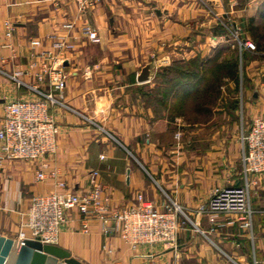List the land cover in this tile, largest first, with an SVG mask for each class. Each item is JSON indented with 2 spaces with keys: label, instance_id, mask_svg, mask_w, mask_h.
Instances as JSON below:
<instances>
[{
  "label": "crops",
  "instance_id": "crops-1",
  "mask_svg": "<svg viewBox=\"0 0 264 264\" xmlns=\"http://www.w3.org/2000/svg\"><path fill=\"white\" fill-rule=\"evenodd\" d=\"M263 1L98 0L78 15L70 0H0V120L5 102L35 99L50 87L47 79L34 77L30 39L42 40L37 50L50 46L51 33L63 35L71 45L64 61L65 97L49 107L58 129L56 150L33 162L0 157V233L18 237L32 195L59 189L57 179L81 192L90 172L97 170L113 207L131 206L143 193L156 206L177 202L189 218L180 216L185 221L175 247H132L118 232H105L95 218L83 229L82 215L68 209L56 244L82 262L264 264V176L252 190L255 212L249 230L234 217L212 218L191 210L208 199L212 187L242 182L241 133L264 110L263 62L247 64L240 111L232 80L221 87L211 114L199 122L170 116L157 100L163 89L157 83L161 66L207 56L228 42L222 35L229 15L251 38L247 23ZM70 19L75 29L61 30L59 23ZM5 21L13 26L9 38ZM84 23L97 31V40L82 31ZM150 61L152 77L138 81ZM19 69L18 82L11 75ZM41 160L55 176L35 178Z\"/></svg>",
  "mask_w": 264,
  "mask_h": 264
},
{
  "label": "built area",
  "instance_id": "built-area-1",
  "mask_svg": "<svg viewBox=\"0 0 264 264\" xmlns=\"http://www.w3.org/2000/svg\"><path fill=\"white\" fill-rule=\"evenodd\" d=\"M76 6L77 14L98 0H70ZM5 37L12 35V23L5 21ZM227 39L234 41L240 53L245 51L261 53L252 38L243 35L242 26L231 16L224 23ZM59 28L70 32L76 27L74 19L61 21ZM82 31L90 39L97 40V31L88 23L82 25ZM49 47L37 50L42 44L39 38H31L32 61L30 66L36 80L47 79L50 87L40 91L35 99H17L4 103L0 120V157L20 158L29 161L43 159L57 147V124L49 112L51 104L60 103L65 97L66 73L64 61L67 49L71 46L63 35L51 33ZM9 43H7L8 45ZM23 70H16L11 76L18 80ZM86 74H89L86 71ZM35 89L37 86H33ZM180 132H177L179 135ZM242 182L228 185H216L211 188L209 197L195 208L197 214H207L212 218L226 215L234 217L240 226L251 229L255 209L251 204L252 190L259 176H264V110L251 118L248 128L241 133ZM103 157V155H101ZM55 171H47V163L41 160L35 168V178L45 179L55 176ZM98 171L90 172L88 186L81 192L72 191L65 181L57 179L55 189L34 194L20 222L18 237L34 238L42 242L56 243L61 225L67 220V211L76 208L82 215L83 229L87 230V220L97 219L107 233L118 232L123 241L132 247L142 244H156L175 247L177 233L188 217V212L180 204L165 200L156 206L143 193H138L136 202L128 207H113L110 197L103 192V185L97 178Z\"/></svg>",
  "mask_w": 264,
  "mask_h": 264
},
{
  "label": "trees",
  "instance_id": "trees-1",
  "mask_svg": "<svg viewBox=\"0 0 264 264\" xmlns=\"http://www.w3.org/2000/svg\"><path fill=\"white\" fill-rule=\"evenodd\" d=\"M261 21L262 24L259 23ZM247 30L258 49L264 50V1L256 15L249 18ZM225 78L238 85L239 53L222 44L207 56L198 55L161 66L157 79L163 82L164 87L161 98L157 100L168 107L170 116L181 115L189 122H199L208 117L217 104ZM189 111L195 114L193 118Z\"/></svg>",
  "mask_w": 264,
  "mask_h": 264
},
{
  "label": "water",
  "instance_id": "water-1",
  "mask_svg": "<svg viewBox=\"0 0 264 264\" xmlns=\"http://www.w3.org/2000/svg\"><path fill=\"white\" fill-rule=\"evenodd\" d=\"M159 12V11H158ZM67 61H65V64ZM154 62L145 63L137 75L138 81L152 77ZM0 264H86L56 243L24 238L22 242L0 233Z\"/></svg>",
  "mask_w": 264,
  "mask_h": 264
},
{
  "label": "rangeland",
  "instance_id": "rangeland-1",
  "mask_svg": "<svg viewBox=\"0 0 264 264\" xmlns=\"http://www.w3.org/2000/svg\"><path fill=\"white\" fill-rule=\"evenodd\" d=\"M262 24V21L259 22ZM252 38V37H251ZM253 39V38H252ZM254 40V39H253ZM255 42V40H254ZM226 45H228L231 50L235 49L237 50V52L239 53V68H240V80L238 85L235 84V82L232 81V84L234 85L235 88H233V92L234 95L237 97L236 102H237V107H238V111H240L241 109V104H240V92L242 90V88H244V85L246 84V75H247V64L249 61H255L256 63H258L259 60H261L263 62V66H264V50H259L261 53H253V52H249V51H245L243 50L242 53H240L239 49L237 48L236 44L234 43V41L229 40L228 42H225ZM258 48V47H257ZM263 72H264V67H263ZM225 83L222 84V86H226L229 83V79L225 78ZM157 83L160 84L161 87H164V84L162 81H160V79H158ZM158 85V84H157ZM220 97V96H219ZM218 102V100H217ZM189 116L193 118V116L195 115L192 111H189ZM209 115V114H208ZM198 115H196L197 117ZM204 117V116H203Z\"/></svg>",
  "mask_w": 264,
  "mask_h": 264
}]
</instances>
